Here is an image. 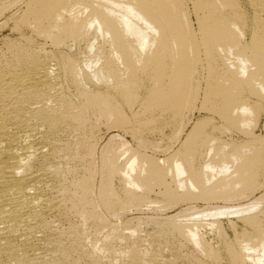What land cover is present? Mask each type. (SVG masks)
I'll return each mask as SVG.
<instances>
[{
    "label": "bare ground",
    "instance_id": "1",
    "mask_svg": "<svg viewBox=\"0 0 264 264\" xmlns=\"http://www.w3.org/2000/svg\"><path fill=\"white\" fill-rule=\"evenodd\" d=\"M18 1V11L2 22L30 35L22 32L0 54V264H97L102 251L115 257L110 247L123 240L131 243L116 259L125 255L126 264H148L132 239L137 224L122 222L129 230L123 235L118 218L143 207L167 211L181 204L186 208L155 227L159 242L189 244L219 262L221 251L200 233L207 226L222 240L226 264H264V194L237 202L264 187V138L254 134L264 113V0ZM8 5L0 0V12ZM35 38L44 45L36 47ZM80 44L83 50L74 51ZM61 80L74 87L76 103L61 92ZM195 109L204 116L184 133ZM100 119L131 134L136 144L110 136L96 167ZM66 129L77 133L69 157L80 165V171H66L70 179L53 163L69 148L49 140ZM165 129L171 134L165 147L148 141ZM148 146L168 151L162 158L147 156ZM50 182L60 183L55 196L43 187ZM215 200L222 205L193 212L208 224L179 221L197 210L191 202ZM46 213L75 217L94 235L107 232L89 253L74 243L80 224L68 229L78 240L71 246L58 239L33 243L27 232L46 230ZM221 217H236L246 229L237 233L228 220L234 238L227 241ZM46 245L53 253L45 254ZM79 249L81 257L75 256Z\"/></svg>",
    "mask_w": 264,
    "mask_h": 264
},
{
    "label": "rangeland",
    "instance_id": "2",
    "mask_svg": "<svg viewBox=\"0 0 264 264\" xmlns=\"http://www.w3.org/2000/svg\"><path fill=\"white\" fill-rule=\"evenodd\" d=\"M10 2H11V0H9V5H10ZM12 2H13V0H12ZM21 3V4H20ZM8 5V6H9ZM22 5V1L20 2V1H18V0H16L15 1V3L13 2V4L12 5H10L9 7L7 6L6 7V9H4V12L2 11V12H0V54H4L5 52H6V48L7 47H9V45L8 44H10L12 41H15V40H18V39H20L19 37H20V35H22L23 33V35H26V36H29L30 35V33H29V31H27V30H25V31H21V32H19V33H17L18 31H15L14 29H13V31H15V32H12V28H13V22L11 21H9V23H7V25H2V22H3V24L5 23L4 21H6V22H8L7 21V19L10 17V15L11 16H13L15 13V11L17 12L18 11V7H20ZM12 7V8H11ZM13 12V13H12ZM8 17V18H7ZM7 18V19H6ZM190 21L192 22V27H194V29L196 28V26H195V21L193 20V18L192 17H190ZM2 25V26H1ZM12 27V28H11ZM11 30V31H10ZM23 32V33H22ZM14 39V40H13ZM36 39V38H35ZM40 41V42H39ZM3 42V43H2ZM7 42H10V43H7ZM41 42H42V44L44 45V42L42 41V40H39V39H36V41H35V46L36 47H38V46H40L41 45ZM7 43V44H6ZM40 43V44H39ZM6 45H8V46H6ZM82 44H80L79 45V47H75V49H74V51H76V52H79V51H81V50H83V46H81ZM48 46V47H47ZM82 48H81V47ZM46 47V48H45ZM45 50L47 51H49V50H53V49H51L50 48V46L49 45H45ZM77 48H78V50H77ZM64 81H66V80H61V83H62V90H61V92H63L64 93V95L67 97V98H71V100L73 101V103H76L77 101H78V99L76 98V94H74L75 93V89H74V87L71 85V84H69V82H67L66 81V83L64 82ZM68 83V84H67ZM72 87H73V89H72ZM76 98V99H75ZM77 100V101H76ZM43 103H45V102H43ZM45 104H48V105H52L50 102H46ZM39 105V104H38ZM38 105H36V106H38ZM41 105V104H40ZM39 105V106H40ZM35 106V107H36ZM192 114V115H191ZM191 114H188V120L190 119V122H189V124L187 125V127H186V129H185V131H184V133H187L188 131H189V129H190V127L192 126V124L196 121V120H194V119H197V118H200L201 116H204L203 114V112H199L197 109H195ZM200 115V116H199ZM103 119V118H102ZM102 119H100V121H99V123H98V125H97V127H96V130H95V132H96V136H95V143H97L96 145V152H95V157H94V159H95V161H93V162H95L93 165L94 166H98L99 167V163H100V151L102 150V147L107 143V141H108V139L110 138V136H113V135H118L119 136V138H122V139H124L126 142H128L129 143V145L130 146H132V147H135V141L132 139V136H131V134H129L128 132H126V131H124L123 129H116V128H110V127H108V126H105V124H104V120H102ZM215 121H218L217 119H215ZM261 122V123H260ZM260 122H259V124H258V126L256 127V129H254V134H256L257 136H261L260 138H264V127H262L263 125H264V113L262 114V117L260 118ZM39 128H41V127H39ZM42 132H43V128L42 129H40ZM164 133L165 134H162V136L160 135H158V134H156V135H152V136H150L149 138H148V141L150 142V143H152V144H156V143H160V141H161V145H162V142H163V144H164V142L166 143V144H164V145H162V146H164L165 147V145H167V143H169L170 141H169V137H170V132H169V129H165V131H164ZM167 134V135H166ZM61 135V136H60ZM185 135V134H184ZM184 135H182L181 137H180V139L177 141V143L179 142V141H181L183 138H184ZM234 135V136H233ZM232 136L235 138V135L236 134H233ZM239 137L240 139L242 138L240 135H236V137ZM59 137V138H58ZM237 137V138H238ZM160 138V139H159ZM171 138V137H170ZM52 139V140H51ZM56 139V140H55ZM76 139H77V133L76 132H73L72 130H68V129H66V130H63V131H61L56 137H49V140L51 141H49L50 143H53V144H57V142H58V144L57 145H59L60 147H62V148H64L65 149V147H68V148H66V149H68L67 151H65V152H67V153H65V154H63V158L62 157H60V158H58L57 160L55 159L54 161H53V163L54 164H56L57 165V168L59 167V170L61 169V173H64V178H68V179H70V177L71 176H68L69 174H67L66 173V171L68 170V169H70V168H77V171H80L79 169H80V165H79V163H77L76 161H74L73 159H71L70 160V157L69 156H71V155H73V150H74V143H76ZM159 139V140H158ZM236 139V138H235ZM168 140V141H167ZM264 140V139H263ZM155 141V142H154ZM60 143V144H59ZM115 143V141L114 142H112V144H114ZM177 143L172 147L173 149L177 146ZM55 144V145H56ZM169 145V144H168ZM64 146V147H63ZM148 147L151 149H148ZM146 149H145V153H146V155L147 156H152L153 157V155H154V157H156L157 156V158H162L163 157V155H165L167 152L166 151H168L167 149L165 150V152H163L162 150H157V152L155 151L156 149H152V147H150V146H148ZM44 151H49V147H47V148H44ZM149 152H151V153H149ZM162 152V153H161ZM66 155V156H65ZM65 158V159H64ZM69 160V161H68ZM92 162V163H93ZM49 164H53V163H51L50 161L48 162ZM48 163H46L47 164V167H50V168H53V166H54V164L51 166H48L49 164ZM58 163V164H57ZM56 165H55V167H56ZM59 165V166H58ZM96 166V167H97ZM55 167L53 168V169H55ZM64 171V172H63ZM80 174V173H79ZM78 174V175H79ZM63 175V174H62ZM68 176V177H67ZM63 177H59L60 179H61V181H60V179H59V181H60V183L63 181L62 179H64ZM96 179H95V188H97V183H98V181H99V176L97 175L96 177H95ZM64 181H66V180H64ZM63 181V182H64ZM263 184H264V180L262 179V181H261ZM260 182V183H261ZM59 182H57V184H58ZM59 183V184H60ZM48 185L47 186H44L43 185V187H48V192H49V194H51V195H53L54 194V196H55V190H56V187L59 185H56V183L55 182H50V183H47ZM53 184V185H52ZM114 186L115 187H118V184H117V180L116 181H114ZM262 184V185H263ZM55 185V186H54ZM53 187V188H52ZM263 190H264V187H263V189H261V190H259V191H256L252 196H250L249 198H246V199H242V200H239V201H237L238 203L239 202H241V203H243V202H246L247 200H249V199H251V198H257V197H259V195L261 196L262 194H264V192H263ZM54 191V192H53ZM262 191V192H261ZM53 193V194H52ZM157 192H155V195H157L156 194ZM261 193V194H260ZM154 194V193H153ZM151 195L150 194V198L152 199V197H153V199L154 198H156V199H158L159 198V195L158 196H154V195ZM152 196V197H151ZM159 200V199H158ZM195 202V203H194ZM194 202H191L192 203V205H194V204H196V205H194L195 207H196V209L197 210H195V211H191V212H188L187 214L189 215V214H191L192 213V215L194 216V214H193V212L194 213H196L198 210H202V209H204V208H207L208 206H216V205H222V203H223V201H222V203H221V201H218V200H215V201H210L209 203H207V202H203V201H194ZM237 202H235L236 204H237ZM206 204H209V205H206ZM185 205V204H184ZM184 205H179L178 207L180 208H178V207H176V209L175 208H173V209H171V210H168L167 209V211L166 210H162V208H158L156 205V207H153V208H142L141 210H139V211H136V210H130V211H126V212H123V213H121V216L118 218V220L120 221V225H121V227L119 228L120 230H119V233H121V234H123V235H128V233H129V230H127V229H124L125 228V226H123V223L124 222H126V221H130V225L131 226H135V224H137V231H136V235L132 238V239H134L135 241H137L136 242V245L135 246H137V248H139V250H141V251H145L144 253L146 254V261L148 262V264H150V262H151V264H191L192 262H194L192 259H193V257H197L198 258V261H196V262H194V263H192V264H226V258H225V254H224V251L222 250V243H221V239H220V237L218 238V234H217V231H212L210 228H207V226H203V227H201V230H200V233L201 234H203L202 235V237H203V240L205 241V242H207V244L209 245V246H211V247H214V248H217V249H219L220 251H221V259L219 260V262H213V261H210L209 259H207L205 256H202V255H199V254H197V253H195V251H194V249H193V246H191V245H189V244H185V245H183V246H181V247H179L178 246V244L176 243L174 246L171 244V243H173V242H168V243H162V242H159L158 240H157V229L156 228H158L157 227V225L159 224V223H162V222H164V221H166L165 219H167L168 217H171V216H174V214H176V213H178L181 209H183L184 207L186 208V206H184ZM187 205V204H186ZM181 206H183V208H181ZM264 206V205H263ZM263 206L261 207V209L263 210L264 208H263ZM184 208V209H185ZM157 209V210H156ZM128 212V213H127ZM47 215V216H46ZM46 215H45V217H46V221H45V229L46 230H44L43 229V231H42V228H41V230L38 228V227H36L35 228V230L33 229L32 231H30V232H27V234L29 233V234H31L30 235V237H32L31 239V241H33V243H35V242H37L39 239H40V241L39 242H41V240H43L42 241V243L43 244H45V242H47L48 240H50V241H53V239H55V240H57L58 239V241H61L62 243H63V246H71V245H69V244H72V242L71 241H78V240H76V238H74L73 236V238L71 237V235L69 234L70 233V230H69V232H68V229L70 228V227H72V226H74L75 224L76 225H81V223H78V222H80V220L79 219H77V218H75V217H73V218H70V220L68 219H64V218H60V219H57V218H54L55 216L54 215H52V214H49V213H46ZM48 215H50L49 217H48ZM191 215V217H184L183 219L181 218V219H179V221H181V222H186V223H188L189 222V220H190V222L189 223H191L193 220H196V221H201L202 219L201 218H196V216H192ZM264 217V216H263ZM262 217V218H263ZM136 218V219H135ZM230 219H227V218H225V217H221V218H219L218 220H220V222L222 223H220V227H222V230L220 229V231H222L223 233V236L225 235L226 236V240L228 241V240H231L230 242H233V238H234V231H233V229L231 228H229V226L230 225H228L229 223H227V221L229 220V221H233V223H235V224H237V226H236V228H235V231L237 232V233H239L240 231H241V229H246L245 227H244V225L242 224V223H240V221L239 220H237L236 221V217H229ZM53 219V220H52ZM138 219H140V221H139V223H137L136 221H138ZM152 219V220H151ZM189 219V220H188ZM200 219V220H199ZM208 218H206V219H204L203 220V222L201 221V224H203L204 222V225H206V224H208L209 222V220L210 219H208ZM51 220V221H50ZM79 220V221H78ZM150 222H149V221ZM183 220V221H182ZM55 223H54V222ZM116 221H117V219H114V218H112L111 219V223L113 222V223H115L116 224ZM48 222V223H47ZM123 222V223H122ZM207 222V223H206ZM238 222V223H237ZM54 223V224H53ZM143 223V224H142ZM154 223V224H153ZM262 226H263V228H264V218L262 219ZM53 224V225H52ZM84 224V225H83ZM141 224V225H140ZM156 224V225H155ZM47 225V226H46ZM79 225V226H80ZM83 225V226H82ZM82 225L80 226V228H82L81 229V237H80V240H79V242L77 243V242H74V243H76V245H78L79 247H81V249H84V252H92L94 249H92V247H94L95 245V248H99V246L100 245H98V244H100L101 242V239H102V237H103V235H105V232H107L106 230L105 231H101V233H98V235L97 234H93L94 232L93 231H91V228H90V224H88V223H82ZM86 225V226H85ZM242 225V226H241ZM238 226H239V228H238ZM156 227V228H155ZM242 227V228H241ZM37 228H38V230H37ZM85 228H87V229H85ZM206 228V229H205ZM238 228V229H237ZM241 228V229H240ZM130 229V228H129ZM240 229V230H239ZM209 230V231H208ZM63 231V232H62ZM66 231V232H65ZM247 231H249V229H247ZM33 232V233H32ZM43 232V233H42ZM45 232V233H44ZM58 232V233H57ZM61 232V233H60ZM90 232V233H89ZM100 232V231H99ZM213 232V233H212ZM35 233V234H34ZM53 233V234H52ZM82 233H84V234H82ZM216 233V234H215ZM29 234H28V236H29ZM44 234V235H43ZM64 234V235H63ZM67 234V235H66ZM90 234V235H89ZM93 234V235H92ZM49 236V238H47V236ZM55 235H57V236H55ZM59 235H61V236H59ZM63 235V236H62ZM69 235H70V237H69ZM97 235V236H96ZM46 236V237H45ZM52 238H51V237ZM224 236V237H225ZM59 237V238H58ZM64 237V238H63ZM83 237V238H82ZM42 238V239H41ZM52 240H51V239ZM69 238H71V240L69 239ZM95 238H96V240H95ZM101 238V239H100ZM38 239V240H37ZM44 239H46V240H44ZM48 239V240H47ZM60 239V240H59ZM73 239V240H72ZM99 239V240H98ZM218 239V240H217ZM37 240V241H36ZM82 241V242H81ZM93 241H95V243H97V244H94L93 243ZM86 242V243H85ZM88 242V243H87ZM38 243V242H37ZM73 243V244H74ZM130 243H131V241L129 240V244H128V240H123V242L121 243V241L120 242H117L116 241V243L115 242H113L112 243V245H111V247L110 248H112L111 249V252H113V250H114V252H119V251H123V250H125L126 248L125 247H129V245H130ZM127 244H128V246H127ZM166 244H168V245H166ZM80 245H82V246H80ZM94 245V246H93ZM171 246V247H170ZM47 248H48V250H50V252H48V250H47ZM118 248V249H117ZM91 249H92V251H91ZM123 249V250H122ZM145 249V250H144ZM47 250V251H46ZM46 250H45V252H47V253H45L46 255L47 254H51V253H53V249H51V248H49V247H47V245H46ZM79 251L80 252H78V251H76V254H75V256H80L81 257V255H80V253H81V250L79 249ZM109 253H110V251H108ZM107 251H102L101 253H100V255H102V256H100V260H98L97 261V264H99L100 262L99 261H102L100 264H108V263H110V264H126V263H128V259H127V256H125V255H123L124 257H119L118 256V258H120V259H116V256L117 255H119L117 252H116V254L117 255H115V257H114V254L113 253H108ZM84 254H86V253H84ZM109 254V255H108ZM78 256V257H79ZM82 256H84V255H82ZM103 256H105V257H103ZM48 257H49V255H48ZM114 257V258H113ZM155 258V259H154ZM192 258V259H191ZM104 259V260H103ZM111 259V260H110ZM151 259V260H150ZM157 259V260H156ZM114 260V261H113ZM150 261V262H149ZM96 264V263H95Z\"/></svg>",
    "mask_w": 264,
    "mask_h": 264
}]
</instances>
